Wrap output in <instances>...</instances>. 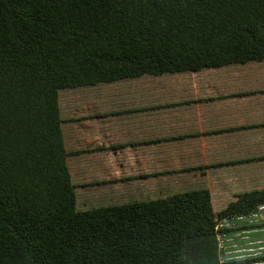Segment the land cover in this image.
<instances>
[{"label": "trees", "instance_id": "16d2710c", "mask_svg": "<svg viewBox=\"0 0 264 264\" xmlns=\"http://www.w3.org/2000/svg\"><path fill=\"white\" fill-rule=\"evenodd\" d=\"M263 62L264 0H0V264H218L216 224L264 204V186L214 209L206 189L100 208L81 191L100 182L82 183L59 92L108 86L101 108L113 109L84 139L103 152L116 147L98 137L107 123L211 101L184 93L185 79Z\"/></svg>", "mask_w": 264, "mask_h": 264}, {"label": "crops", "instance_id": "0c3cea01", "mask_svg": "<svg viewBox=\"0 0 264 264\" xmlns=\"http://www.w3.org/2000/svg\"><path fill=\"white\" fill-rule=\"evenodd\" d=\"M186 80L184 93L211 101L180 107L179 118L174 112L160 114L162 121L130 125L123 131L104 125L105 133L98 137L116 145L105 150L111 169H99L106 182L81 190L86 200L100 208L148 207L206 189L214 209L264 186V128H253L264 125V62L205 71ZM152 97L148 90V100ZM192 130L197 135L188 138ZM118 143L126 146L119 148ZM79 208L85 211V203ZM143 221L146 224V218ZM215 229L218 264H264V204L249 214L221 220Z\"/></svg>", "mask_w": 264, "mask_h": 264}, {"label": "rangeland", "instance_id": "374dc122", "mask_svg": "<svg viewBox=\"0 0 264 264\" xmlns=\"http://www.w3.org/2000/svg\"><path fill=\"white\" fill-rule=\"evenodd\" d=\"M225 69V68H224ZM108 86H95V87H86L73 90H63L59 92V107L60 113L64 123V133L66 138L70 137L74 139V142L71 143L72 146L69 147V150L73 149H82L81 153L77 154L78 162L82 165L84 161L88 162L86 168H83L86 176L83 177L82 183L89 182H102L106 177L101 175L99 169H103L105 172L106 169L110 168V156L107 155L105 151L96 152L93 147H88L84 141L85 138H91V135L94 134L92 130V117L95 114L107 112L109 109H113V106L109 109L101 108V98L105 97L106 88ZM136 95V94H135ZM137 97V96H136ZM154 97H152L153 101ZM123 105V104H116ZM170 120V119H168ZM69 134L71 136H69ZM89 141H91L89 139ZM71 142V141H70ZM96 144L98 143H90ZM72 162L74 159H72ZM124 160H128L127 157ZM92 171H89L91 170ZM73 174L78 172L79 169H73ZM99 172V174H96ZM72 174V175H73ZM118 177H129L125 175L118 174ZM163 176L159 177L160 179ZM217 193V192H214ZM220 227V226H219Z\"/></svg>", "mask_w": 264, "mask_h": 264}]
</instances>
